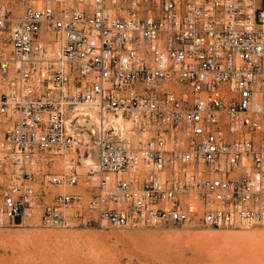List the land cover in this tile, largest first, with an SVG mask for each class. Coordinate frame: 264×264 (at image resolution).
<instances>
[{
	"label": "built area",
	"instance_id": "built-area-1",
	"mask_svg": "<svg viewBox=\"0 0 264 264\" xmlns=\"http://www.w3.org/2000/svg\"><path fill=\"white\" fill-rule=\"evenodd\" d=\"M33 217L264 228V0H0V226Z\"/></svg>",
	"mask_w": 264,
	"mask_h": 264
},
{
	"label": "rangeland",
	"instance_id": "rangeland-1",
	"mask_svg": "<svg viewBox=\"0 0 264 264\" xmlns=\"http://www.w3.org/2000/svg\"><path fill=\"white\" fill-rule=\"evenodd\" d=\"M36 220L0 226V264H264V228L41 229Z\"/></svg>",
	"mask_w": 264,
	"mask_h": 264
}]
</instances>
